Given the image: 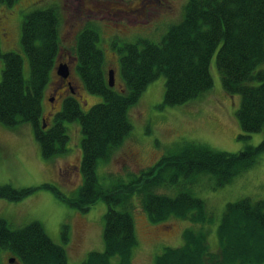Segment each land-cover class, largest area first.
Wrapping results in <instances>:
<instances>
[{"label": "trees", "instance_id": "trees-1", "mask_svg": "<svg viewBox=\"0 0 264 264\" xmlns=\"http://www.w3.org/2000/svg\"><path fill=\"white\" fill-rule=\"evenodd\" d=\"M16 0H0L12 4ZM60 13L56 7L34 9L25 15L21 43L30 65V77L23 72L24 59L15 51L3 54L5 68L0 81V122L7 127L30 123L50 159L68 151L66 121H79L83 133L81 169L83 184L71 197L49 184L60 198L81 211H87L103 199L105 214L103 252L91 251L81 264H133L138 244L133 210L134 195L154 223L169 217L194 223L212 222L204 199L183 189L170 196L158 192L163 186L177 185L180 178L195 175L214 177L213 187L232 182L254 167L264 153V140L246 144L238 152L217 150L196 141L179 143L153 166L126 180L117 178L112 186H103L97 175L100 159H111L131 134L130 108L148 85L161 75L166 78L161 106L188 103L214 86L210 66L217 52V67L222 85L230 95L240 94L236 116L246 141L250 133L264 130V0H188L183 19L172 25L159 43L147 39L117 46L120 52L122 88L109 84L106 56L99 47L95 25L87 24L77 36L74 49L84 87L103 101L84 112L75 95L63 100L62 109L52 121L44 116L42 99L52 69L60 54ZM0 55L1 52H0ZM58 67V66H57ZM63 78L59 77L60 83ZM59 83L55 88H59ZM47 126L44 127V124ZM36 188H16L0 184V198L20 200ZM63 238L68 240L67 225ZM219 249L212 251L208 232L187 228L184 244L165 247L154 264H262L264 263V198H242L226 205L217 228ZM9 249L23 264H68L65 247L55 243L39 221L13 229L0 219V251ZM117 257L116 263L112 258Z\"/></svg>", "mask_w": 264, "mask_h": 264}, {"label": "rangeland", "instance_id": "rangeland-1", "mask_svg": "<svg viewBox=\"0 0 264 264\" xmlns=\"http://www.w3.org/2000/svg\"><path fill=\"white\" fill-rule=\"evenodd\" d=\"M188 0H16L12 4H0V81L5 61L3 54L15 51L24 59L23 72L30 77L29 60L24 52L21 38L25 15L34 9L56 7L60 13V54L52 69L50 80L42 99V110L52 121L62 109L63 100L72 93L54 95L60 83L57 66L68 64L70 80L77 91L75 97L82 110L103 101V97L90 93L83 84L78 71L75 54L77 36L89 23L95 25L100 35L99 47L106 56L109 69L115 70L117 89L122 88L120 52L117 46L147 39L162 41L169 28L180 22L185 14ZM121 10V11H120ZM217 52L211 60L210 71L214 86L203 95L177 106H161L165 96L164 75L150 83L139 101L129 110L133 125L131 134L117 148L111 159H100L97 175L103 186L110 187L117 178L128 180L131 174L140 173L153 166L163 155L185 141H196L210 147L238 152L246 144L257 145L264 140V130L250 133L246 141L239 139L242 129L236 112L241 105V95L225 92L217 67ZM256 70H264V62ZM69 140L68 151L46 159L30 123L7 127L0 122V184L16 188L36 189L20 200L0 198V219L17 229L32 221H39L52 240L65 247L68 264H81L91 251L103 252L105 214L107 203L101 199L87 211H81L65 203L49 184L65 196H74L83 184L81 163L83 158V133L79 121H66ZM214 177L199 174L190 180L183 177L177 185L163 186L158 192L170 196L186 189L205 200L212 222L194 223L169 217L161 223L152 222L144 211L141 198L133 197V217L138 240L133 250V264H154L155 257L165 247L184 244L183 232L187 228L204 229L212 251L219 249L217 228L226 205L242 198L254 201L264 198V153L252 168L237 175L232 182L214 188ZM67 225L68 240L63 238ZM117 257L112 258L116 263ZM0 264H23L9 249L0 251ZM264 264V263H262Z\"/></svg>", "mask_w": 264, "mask_h": 264}, {"label": "water", "instance_id": "water-1", "mask_svg": "<svg viewBox=\"0 0 264 264\" xmlns=\"http://www.w3.org/2000/svg\"><path fill=\"white\" fill-rule=\"evenodd\" d=\"M57 70H58L59 76L61 78H63L64 80L69 78L70 68H69L68 64H66V63L59 64ZM109 84L111 87H114L116 84V77H115V70L114 69L109 70ZM46 126H47V123L44 124V127H46Z\"/></svg>", "mask_w": 264, "mask_h": 264}, {"label": "flooded vegetation", "instance_id": "flooded-vegetation-1", "mask_svg": "<svg viewBox=\"0 0 264 264\" xmlns=\"http://www.w3.org/2000/svg\"><path fill=\"white\" fill-rule=\"evenodd\" d=\"M121 11V10H120ZM62 84H63V87L60 88H54L52 93L56 96L58 95H61L63 93H65L64 95L68 94V93H72V94H75L77 91L75 90V87L72 85V82L70 80V77L67 78V79H62ZM77 94V93H76Z\"/></svg>", "mask_w": 264, "mask_h": 264}]
</instances>
